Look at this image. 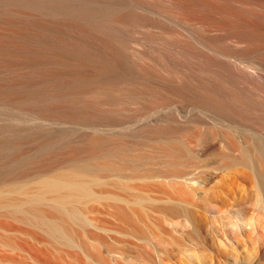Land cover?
Returning a JSON list of instances; mask_svg holds the SVG:
<instances>
[{"label":"rangeland","instance_id":"374dc122","mask_svg":"<svg viewBox=\"0 0 264 264\" xmlns=\"http://www.w3.org/2000/svg\"><path fill=\"white\" fill-rule=\"evenodd\" d=\"M244 16L253 36L264 37V15ZM9 23L0 19V38L35 45L30 36L11 37L20 25ZM77 31L78 46L56 54L0 51L20 59L0 63V179L20 166L57 165L72 148L81 151L69 163L100 168L85 176L94 196L73 205L79 219L70 212L53 216L71 233L72 244L37 243L38 259L27 264H264V210L255 204L264 189L237 152L233 159L220 157L235 151L234 142L264 140V95L244 91L237 81L264 89V58L238 52L244 45L231 38L216 42L233 50V66L211 67L248 102L239 107L198 91L191 76L172 81L165 69L144 63L148 55L133 41L108 45L119 62L52 64L51 57H82L87 48L80 39L99 45ZM129 31L144 43L160 32L147 26ZM228 42L233 46L222 45ZM241 69L247 71L244 78L237 74ZM196 100L218 112V103L227 104L245 117L228 109L229 119H217L195 108ZM196 115L202 123L192 119ZM209 147L215 155L207 153ZM254 165L263 167L259 158Z\"/></svg>","mask_w":264,"mask_h":264},{"label":"bare ground","instance_id":"6f19581e","mask_svg":"<svg viewBox=\"0 0 264 264\" xmlns=\"http://www.w3.org/2000/svg\"><path fill=\"white\" fill-rule=\"evenodd\" d=\"M244 15H264V0H0L2 22L10 24L12 21L23 26L16 27V35L12 33L11 37L30 36L35 42L30 46L12 41L17 38H0V49H3L0 51L36 50L56 54L78 46L75 39L80 29L99 45L95 47L89 40L80 39L79 43L87 48L80 53L82 57L70 53L51 57L49 61L59 65L96 61L114 63L120 58L109 53L108 45L114 40L133 41L137 49L147 53L149 60L143 59L144 63L165 69L172 81L184 83V76H191V83L198 91L217 96V101L227 100L246 107L248 102L240 100L236 88L225 83L211 67L215 62L225 67L233 66L228 57V52L233 50L216 43L226 38L244 45L241 51L237 49L238 52L255 53L264 58V37L253 36ZM71 20L73 22L69 24ZM137 26L155 28L160 32L150 33L144 43L135 32L129 31L130 27ZM176 26L185 27L186 32L178 31ZM165 33L172 36L167 38ZM222 45L233 46L231 42ZM9 56H0V63L16 64L20 61ZM246 72L241 69L237 74L244 78ZM237 81L244 91L264 95L261 87H252L241 79ZM185 93L195 98L190 90ZM195 104L201 113L211 111L217 119H229L224 115L228 109L245 117L242 111L228 108L227 104L218 103L220 113L215 107L202 106L197 100ZM201 113L198 115L202 116ZM192 119L197 123L203 121L197 115ZM251 138L252 142H234L232 148L235 151H224L220 157L233 159V153L237 152L242 162L251 165L257 174L259 188L264 189V140L255 136ZM214 148L209 147L207 153L214 154ZM80 151L77 148L68 150L66 158L57 165L20 166L0 179V261L6 264H27L28 259L37 261L41 250L38 244L48 239L72 244L71 233L53 216L70 212L71 217L78 220L79 211L73 205L94 196L90 190L91 182L85 176L100 169L80 161L69 163ZM256 158L262 161L263 167L254 165ZM67 165L66 170H56ZM45 194L52 197L47 198ZM261 203L264 210V196L255 204Z\"/></svg>","mask_w":264,"mask_h":264}]
</instances>
